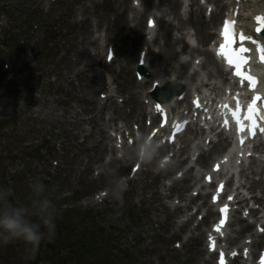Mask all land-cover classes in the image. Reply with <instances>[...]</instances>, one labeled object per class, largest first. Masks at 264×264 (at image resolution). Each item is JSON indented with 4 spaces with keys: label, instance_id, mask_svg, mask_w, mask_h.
<instances>
[{
    "label": "rangeland",
    "instance_id": "374dc122",
    "mask_svg": "<svg viewBox=\"0 0 264 264\" xmlns=\"http://www.w3.org/2000/svg\"><path fill=\"white\" fill-rule=\"evenodd\" d=\"M138 1L141 7L134 9L133 0H0V189L11 188L13 194L10 200L28 204L31 185L37 181L44 183L46 194L59 213L55 220V232L61 233V236H53L50 241L45 237L35 252L22 240L7 245L0 240V264H98L97 258L100 254L104 256V249L94 254L79 253L81 248L70 237L72 226L67 228L65 222L61 223V216L67 209L79 213L80 218L70 215L66 223L75 224L76 230L79 226L90 229L95 246L108 248L112 255L117 256L115 259L107 251L112 259L103 264H206L208 261V254L200 255L198 252L200 249L207 250L208 243L206 236H198L199 232L194 229L198 220L178 230L179 224L192 217L198 202L189 211L187 209L183 214L178 213L173 218L172 226L167 229L160 227V222L164 220V212L160 208L156 211L152 208L145 210L141 206V198L150 194L146 184L151 183L162 195H167L169 187L176 180L180 181L186 171L174 180L179 167L170 172L163 171L161 175H172H160V179L158 176L155 180L143 175L141 168L131 172L136 158L134 146H125V137L129 136L127 131L136 130L141 136V132L136 129L140 123L138 120L143 117L141 120L144 124L151 121L145 119L149 115V105L147 108L143 106L144 116L135 118L130 112L133 104H125L132 97V90L138 92L139 103L151 100L147 91L155 75L144 67L150 72L146 78L150 82L136 89L141 81L136 76L134 61L141 46L149 47L142 36L146 17L152 9L161 12L162 7H165L161 16L165 15L170 20L165 21L173 22V25L178 23L172 13H165L168 6L160 4V0L154 6L149 4L152 9L148 6V10L143 9L144 0ZM255 6H264V0H249L243 8L244 14ZM140 15L143 17L140 18ZM157 25L159 29L156 39L150 43L149 58L152 53H158L163 44L159 37L161 27ZM190 28L194 30L187 26V29ZM180 30L179 34L182 33ZM176 34L175 31V37ZM84 38L96 39V42L90 41L85 45ZM196 40L201 46L196 49H205L206 45L199 43L197 35ZM180 42L175 41L178 44L173 45L177 48ZM183 44L185 50L186 44ZM107 49L114 51L112 60L106 57ZM190 57V61L193 57L205 60V54L198 51ZM88 58L94 63L92 67L86 65ZM98 60H101L99 64ZM102 60L106 65L102 64ZM179 60L183 62L180 57ZM175 65L176 62L173 63ZM200 68L206 69L201 65ZM158 69L159 76L167 74L162 64ZM83 72L88 75L86 78ZM168 74L173 76L174 70ZM103 95L105 98L111 95L114 103L104 99ZM187 99L186 95V103ZM91 104H94L96 114L102 117L99 126L106 142V149L99 154V161L94 163L89 159L93 155L97 157L94 149L102 137L93 129V125L84 122L90 117L88 106ZM123 130L126 134L123 137L118 135L120 139H117L116 131ZM70 133L78 137L71 138ZM162 154L157 156L156 162ZM213 154L206 157L207 162ZM115 160L118 162L113 164ZM197 164L207 166V163ZM109 168H115L127 180L131 179L122 205L102 195L109 187L106 175ZM143 168V171L157 173L155 167H151V170ZM256 171L258 173H254ZM263 173L264 162H261L254 171L247 169V177L241 182L245 181L249 185L253 181L264 182ZM180 183L179 187L185 184ZM257 190L262 196V189ZM189 192L186 194H191ZM95 197L97 199L94 202L92 199ZM176 197L174 194L173 198H164L163 202L171 205L172 209L177 204L183 206L185 201L181 202ZM184 200L189 203V199ZM198 201L203 206L204 200ZM240 227L236 223L235 228ZM175 231H178L177 235L172 236ZM192 235L198 236L199 240L191 241ZM241 236L243 234L238 237ZM259 246L253 250L259 251Z\"/></svg>",
    "mask_w": 264,
    "mask_h": 264
},
{
    "label": "bare ground",
    "instance_id": "6f19581e",
    "mask_svg": "<svg viewBox=\"0 0 264 264\" xmlns=\"http://www.w3.org/2000/svg\"><path fill=\"white\" fill-rule=\"evenodd\" d=\"M145 1L149 5L150 0H144V3H143V9L144 10H148V8L150 6L148 7V5L145 3ZM211 1H213L216 4L217 9H220V11H218V12L215 11V12L210 13V18L209 19L205 18V15H204V12H203L202 8L196 4L197 0H194V4H196V5H193L195 7L190 9V12H189V14H188L186 19L182 18L181 14H180V10H179L180 3H179L178 0H160V4L168 6V9L165 10V13H169L170 12V13H172L174 15V18L178 20V23H177V27L178 28L180 27V29H183L185 26L193 27L194 30H195V33H196V35L198 37L199 43L200 44H204V45H209L212 41H214V39L216 37V34L213 31H211V29H213L215 27L216 22L219 20V18L221 17V15L223 13L222 11L225 9V4H224L223 0H211ZM241 4L242 5H241L240 8L243 11V8L245 6L244 0H242ZM235 10H236V6L233 4V8L231 9L230 13L233 14L235 12ZM263 13H264V11L262 12V14ZM143 15H140V18H142ZM241 15H243L242 16L243 18L240 19V21H242V23H244V25H242V27H241V30L243 32H245L246 34L252 35L256 39L262 40L260 36H257V35H255L253 33V28H251V30H250L249 26H253V25L252 24L247 25V20H248L247 18H249V17L247 15L243 14V12H242ZM164 16L163 17H161V16H153V18L156 20V24H159L160 27H161V32L159 34V37L163 40V44H162V46L160 48V51L158 53H156V54L152 53L151 57L148 58L147 60H146V58L144 59L142 56L137 55V52L135 51L136 52V55H135L136 58L134 59V61L136 62V64H141L143 67L149 69L151 71V73H153L155 75L154 76V80L151 81V86H162L166 82H172L174 84H178V85L184 86L185 94L183 96L184 97L183 101H184V103H186V95H187V91H189V84L190 83H194L196 81V78H197V76L199 74H198L197 71H194L193 73L187 74V69H189L191 66H193V60L185 61V62H179L178 61L177 53H176L175 48H174V46L172 44L175 43V41L183 42V40H181L179 38L173 39L172 33H173V30H174V25H172L171 22L167 23L166 21H164ZM90 41L91 42L92 41L96 42V39L90 40L89 38H84L83 44L88 45V43ZM156 43H158V42H156ZM147 49L150 51V46L147 47ZM186 49H187V47H186ZM196 51L200 52L201 54H205V60H203L200 65H201V67L207 69V74H206L207 76L211 75V76L214 77V76H220V75L223 74V72H222L223 70L219 66L218 62L215 60V56H214L213 52L210 51L207 48V46H205V49L203 48L202 50H200V49L197 50L196 48L195 49L193 48V49H191L189 51V53H191V56H192L193 53L196 52ZM127 56L131 57V55H129V54ZM86 61H88V63H86L87 66H91L92 67V65L94 64V63L91 62L92 60L90 58L86 59ZM100 62H98V63H100ZM175 62L177 63V66H173V63H175ZM161 64L167 70V74L159 76L158 75V71H159L158 68H159V66ZM172 70H174V75L173 76L168 74ZM82 74H83V76L85 78H86V76H88L85 72H83ZM99 79H101V78H99ZM91 81H94V79L91 78ZM149 82L150 81L148 79L145 82L144 81L139 82L136 85V89H138L139 87H143V86L147 85V83H149ZM202 83L204 84L205 87H207V85L210 84L209 82H205L204 83L203 81H202ZM218 89H221L220 86L217 83L214 82V84L212 86L213 92H216ZM131 92H132V97L129 98L128 101H125V104H130L129 106H131V103H132L133 106H131L132 109H130V112L132 113V117L139 118V116H141V115L143 116V114H144V111L142 113L144 105H143V103H139L138 102V99H137V93L138 92L136 90H134V91L132 90ZM172 99L173 100L170 103L177 101L178 99H180V97L175 96ZM107 100L110 101V102L112 101L111 103H114L113 100H112V96H109ZM153 103L155 104V101ZM93 105L91 104V106L90 105L88 106V114L90 115V117L85 119L84 122L85 123H90L91 125H93L94 126V127L92 126L93 129L100 134L102 139L99 142L96 143V147L97 148H96V150L94 149V151H97V157H93L94 156L93 155L89 159L91 163L99 161L98 160L99 154L106 149V142H105V138H104V135H103V130H101V128L99 126V122H101L102 117L98 113L97 114L99 116L97 117V114H96V112L94 110L95 106H93ZM159 105L161 106V108L164 109V108H167V106H169V103H163V104H159ZM113 109H115V108H113ZM127 118H128V116L126 117V121H127ZM141 118H143V117H141ZM141 118H140V123H141ZM141 130H142V132L146 131V128L144 127L143 124H141ZM86 132H88V131H86ZM70 136H71V138H77L78 137V135L75 134V133H70ZM73 141H75V140H73ZM225 143H226L225 141L223 143H221V141H218L217 143H214L209 151L205 152L204 154H201L198 157L197 162H199L201 164L207 163L206 157L210 156L212 152H214L215 154L220 153L221 149L223 148V144H225ZM84 149H86V148H84ZM162 149L163 148L159 149V151H161ZM187 149H188V146H185V148L181 150V153H180L179 156H181V155L183 156L184 152ZM183 158H182L181 162H183L185 160ZM171 160L172 161L169 162V164L166 165L165 169L161 170L160 173L159 172L158 173H153V172H151L149 170L143 171V169H142V174L143 175L145 174V176L153 178V180H155L158 176H160L162 174L163 171L170 172V171L175 170L179 165H181L179 163L180 159L173 160V157H172ZM116 162H118V161L117 160L113 161V164L116 163ZM146 164L154 165L155 163H154V160H153L151 163H146ZM89 169H91V166L89 167ZM192 171H193L192 167H189L188 170H186L185 176L180 181L176 180L174 185H172V187L168 189L169 193L167 195H162L158 189H155V186H151L150 185L151 183L150 184H146L144 182V184H146L147 188L149 189V193L150 194H149L148 197L143 196L141 198V206L145 210H146V208L147 209L152 208L153 210L156 211V210H159V208H160V210H162L164 212V220L160 222V227L161 228L167 229V228L171 227L173 222H174L173 218H175V216L178 213L179 214L182 213L183 210H184L183 207H181L179 205H175L174 208L172 209L171 205L169 206V205H167V203L165 204V202H163V199L164 198H169V199L173 198L174 194H176L179 199H185L186 198L185 193H187V191L189 192L192 189V187H193L191 185V183H190L191 180H192V175H191ZM208 175L211 176V174H208ZM180 182H185V184H183V186L179 187V185L181 184ZM260 183H262V184H260ZM218 188H219V186H215L214 187V190L212 192V194L214 193V196L217 194V192H219ZM248 188H250V190H252V191H254L257 188H261L262 189L261 190L262 196L253 195V198H255L256 201L262 206V204H264V182L259 180V182L256 183L255 181H253V182L250 183ZM214 198H215L214 200L217 199V197H214ZM186 199H189L188 206H186L187 208L190 206V204H192V203H194L195 201H198V200H204L203 201V206H206V205L208 206V213L206 214V216L194 228L196 231L199 232L198 236H206L205 235V230L202 229V225L203 224L204 225H208L210 223L209 220L212 217L214 219L215 211H214L213 207L208 205L207 199L204 196H202V194L197 195V196L190 195ZM223 199H224V196H223ZM243 200H245V199H243ZM240 201H242V200H240ZM234 216L235 217L233 218V221L230 223V225L232 226V223H235V224L238 223V224H240L241 227L240 228L231 229V231L233 232V235H229L228 234L227 238L225 239V242H226L225 246H227V248L231 249V252L229 254L231 263L239 262L240 264H245V262H244L245 260H241L242 258H245V249L250 247V249L253 251V249L256 246H259V244H262L263 248H264V234H261V229L259 230L257 228L258 225H260L261 227L264 228V218H263V216L262 217L259 216V210L258 209L249 208V216L255 218V222L253 224L254 225V229L250 233H248L247 236H245L244 240L241 241L243 244L239 245L238 243L235 242L234 234L239 236V234H242L246 230V228H247V226L249 224L246 223L244 218H242V217H240L238 215L236 216V214ZM261 218H263V219H261ZM190 221H191V219H188L186 224H189ZM217 221H218V219H217ZM184 224L185 223L179 224V226H178V230L179 231H181V229L185 226ZM231 226H229V227H231ZM256 228H257V231H256ZM177 232L178 231H175L172 236H176ZM198 236L192 235L190 237L191 241L197 242L199 240ZM211 242H210V240L208 238L207 250L206 249L204 251L201 250V249L198 250V252H200L199 253L200 255H202L204 253H207L209 255V259L206 262V264H213V262L211 260V255L214 253V251L210 250V243ZM220 243H221V241H220ZM221 245H222V243H221ZM253 252H251L250 254L253 255ZM233 253H235V255H233ZM250 254H248V256H250ZM260 258H261V256L255 257L254 264H260L261 263Z\"/></svg>",
    "mask_w": 264,
    "mask_h": 264
},
{
    "label": "clouds",
    "instance_id": "9594fccd",
    "mask_svg": "<svg viewBox=\"0 0 264 264\" xmlns=\"http://www.w3.org/2000/svg\"><path fill=\"white\" fill-rule=\"evenodd\" d=\"M159 148L158 142L146 136H138L133 152L139 162L151 163L158 155ZM106 175L109 185L106 196L122 205L124 194L129 189L127 178L119 174L115 168L107 169ZM46 191L44 183L39 181L33 183L29 203L21 204L10 200L13 194L11 188L0 189V240L5 245L15 240H22L35 252L38 251L45 237L49 241L53 238L57 227L55 220L59 213Z\"/></svg>",
    "mask_w": 264,
    "mask_h": 264
},
{
    "label": "snow or ice",
    "instance_id": "6c2138e0",
    "mask_svg": "<svg viewBox=\"0 0 264 264\" xmlns=\"http://www.w3.org/2000/svg\"><path fill=\"white\" fill-rule=\"evenodd\" d=\"M255 20L259 25L255 28V32L258 34H264V16L258 15L255 17ZM149 24L150 26H154L152 21H150ZM230 25L232 26L231 28ZM234 25L235 21H224V31L221 32V35L225 39V44H222L220 47L222 50L227 48V52H225L224 55L226 56L228 64L235 68V75L240 78L241 84L247 81L249 88L255 90L258 83L257 78L251 74L250 70L247 74L244 71V66L250 63L246 53L252 51V48L246 46V42H250L252 45L256 46L255 50L260 53L259 59L261 62H264V41H258L252 35L246 34L243 31L237 32ZM261 100H264V97H262L259 93L255 94L251 98V103L248 105V110L250 113L260 111L257 106V102ZM194 103H196L197 107H200V102L198 99L194 101ZM156 109L158 113H163L164 111L159 104L156 105ZM259 130L264 132V127H261ZM238 131L241 133L244 132V127L241 125L238 128ZM248 135L254 136L255 131H249ZM240 143H244L243 138H241ZM102 195H106V193ZM228 199L231 200L232 197H228ZM226 208L227 206L225 205V207L221 209V212H225ZM245 215H247L246 212ZM221 223H223V221H221ZM221 235H223V233H221ZM209 240L211 242L213 238L209 236ZM214 249L215 244L212 242L210 243V250ZM233 255H235V253H233ZM245 255H247V249H245ZM261 262L264 264V254L261 255ZM219 264H225V255L223 252L220 253Z\"/></svg>",
    "mask_w": 264,
    "mask_h": 264
},
{
    "label": "trees",
    "instance_id": "16d2710c",
    "mask_svg": "<svg viewBox=\"0 0 264 264\" xmlns=\"http://www.w3.org/2000/svg\"><path fill=\"white\" fill-rule=\"evenodd\" d=\"M70 215H73V212H71V211L66 212L64 215L65 217H64L63 222L65 221V225H67V228L72 226L70 237L72 235L77 236V239L75 240V244L78 246V248H81V250H82V251L80 250L81 252H79V253L82 254V253H86V252H92L94 254L96 252L100 253L101 249H104V251L102 252L104 254V256L102 254H100L99 258H97L98 264L106 263L112 256L115 257V259L117 258L116 255H112L109 252L108 248H105L103 246H100V247L95 246V242L93 241V238L91 237L93 234H90V232H89L90 229L82 227L80 231L73 232L75 226L72 223H69V222L66 223L67 217ZM75 216L79 217L80 215H78V213H77ZM59 236H61V233H58L56 231L54 237H59ZM60 238H62V237H60ZM107 251H108V253L111 254V257H109L107 255Z\"/></svg>",
    "mask_w": 264,
    "mask_h": 264
},
{
    "label": "water",
    "instance_id": "95a60500",
    "mask_svg": "<svg viewBox=\"0 0 264 264\" xmlns=\"http://www.w3.org/2000/svg\"><path fill=\"white\" fill-rule=\"evenodd\" d=\"M264 35V34H263ZM141 70V69H140ZM142 71V70H141Z\"/></svg>",
    "mask_w": 264,
    "mask_h": 264
}]
</instances>
